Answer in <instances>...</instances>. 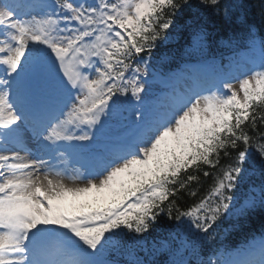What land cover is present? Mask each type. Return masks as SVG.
<instances>
[{"label":"snow or ice","instance_id":"obj_1","mask_svg":"<svg viewBox=\"0 0 264 264\" xmlns=\"http://www.w3.org/2000/svg\"><path fill=\"white\" fill-rule=\"evenodd\" d=\"M197 3L225 17L235 7ZM185 7L190 0H0V264H110L104 259L110 248L124 240L139 245L164 212L183 233L165 248L197 254L226 213L246 217L264 208L262 182L258 195L250 188L233 211L237 184L248 173L264 178V39L238 91L236 81L222 80L164 112L140 107L141 77L148 74L142 53H152ZM257 9L264 17V0ZM190 27L193 43L203 46L206 30L196 21ZM248 39L255 46L253 31ZM105 118L129 121L133 134L94 175L20 154L22 125L50 158L66 150L92 153ZM241 144L197 203L176 207L179 193L199 180L189 169L209 177L201 165L217 169L221 155L231 158L229 149ZM240 257L221 262L209 254L196 264H264V236Z\"/></svg>","mask_w":264,"mask_h":264},{"label":"trees","instance_id":"obj_2","mask_svg":"<svg viewBox=\"0 0 264 264\" xmlns=\"http://www.w3.org/2000/svg\"><path fill=\"white\" fill-rule=\"evenodd\" d=\"M222 3L235 5V7L229 9L228 17H225L222 12L217 15L211 9L200 7L197 0H190L192 7H185L183 12L174 18L172 26L164 34V39L157 41L152 53L150 55L142 53V56L148 58L153 65L167 71L171 65L177 64L179 58H183V60L194 58L190 51L195 47L206 48L210 55H215L227 51L228 48L236 46L243 48L246 46L250 42L248 39L250 31L254 32L258 43L261 39H264V17L258 15L257 9L260 0H222ZM194 21L198 22L208 34L207 42L203 46L196 45L192 41L190 26ZM121 99L124 98L121 97ZM260 130L264 131V126H261ZM242 148L243 145L241 144L236 150L229 149L232 153L231 158L221 155L217 169L201 165L202 168L210 172L209 177H204L202 172L195 173L193 169H189V173L197 174L199 180L190 183L187 190H182L179 193V197L176 198V207L186 210L197 203L213 184L216 172L230 163L236 152ZM257 159H259L258 156ZM248 167L249 165L245 164V168ZM182 176L186 177V174H182ZM262 182H264V178L260 177L259 174L252 175L248 173L244 181L237 184L234 193L237 199L233 201V211L243 201L244 193L250 188H256L257 192L252 194L258 195V189ZM191 191H196L197 195H190ZM170 199L173 198L170 197ZM173 215H175V212H173ZM263 219L264 208H257L246 217H237L226 213L218 222V225L210 230L214 231L215 238L209 244L219 246L224 244L235 245L244 240V235L248 233V230L251 232L252 228H257V223H264ZM178 223L175 219H169L167 212L161 213L149 231L139 239L147 241L149 245H155L159 240L172 243V237L179 236ZM184 224H187V222ZM129 242L130 240H124L119 244L118 254L121 257L127 252L125 245H128ZM206 248L211 250L208 244ZM174 250V248H171V250L168 249V252L172 253Z\"/></svg>","mask_w":264,"mask_h":264},{"label":"rangeland","instance_id":"obj_3","mask_svg":"<svg viewBox=\"0 0 264 264\" xmlns=\"http://www.w3.org/2000/svg\"><path fill=\"white\" fill-rule=\"evenodd\" d=\"M255 51V49H252V52ZM245 56H248V53H244ZM243 60V59H242ZM241 64H236L233 65L232 67H230V72L229 74L226 76V80L229 81H236L235 83H233L234 85V89L235 90H239V83L238 80L241 77V75L248 69H250V66L248 64H246L245 61H240ZM219 82V80H217V83ZM173 91H175V96L172 97ZM194 87H189L188 82L185 81L184 78L180 79V80H176L173 84L172 87H169L165 90V94H168L170 99H168V101L164 102L161 104V108L160 110H162L163 112L166 111L171 105H173L177 100H179L180 98L184 97V96H188L191 95L192 93H194ZM159 106V105H158ZM160 110L157 112L159 113ZM133 134V133H132ZM130 134L128 136V138H131ZM9 147L11 148L12 146L9 145ZM72 167H70V171H71ZM78 170V167L76 166L75 171ZM65 183L68 184L69 181L65 180ZM70 186H76V185H70ZM80 186H83L82 184Z\"/></svg>","mask_w":264,"mask_h":264}]
</instances>
